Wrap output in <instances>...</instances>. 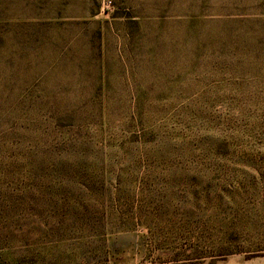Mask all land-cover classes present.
<instances>
[{
  "label": "rangeland",
  "instance_id": "rangeland-1",
  "mask_svg": "<svg viewBox=\"0 0 264 264\" xmlns=\"http://www.w3.org/2000/svg\"><path fill=\"white\" fill-rule=\"evenodd\" d=\"M6 173L0 264H264V0H0Z\"/></svg>",
  "mask_w": 264,
  "mask_h": 264
},
{
  "label": "trees",
  "instance_id": "trees-1",
  "mask_svg": "<svg viewBox=\"0 0 264 264\" xmlns=\"http://www.w3.org/2000/svg\"><path fill=\"white\" fill-rule=\"evenodd\" d=\"M49 165L51 167H54V170H62V171H69L70 167L71 168H74V169H78L76 166H79L81 165V162H77V163H68V162H62V161H54L52 163H49ZM39 167H41L43 169V171L45 172V174L49 177V169L48 167L45 165H38ZM43 166V167H42ZM90 168L88 165H87V169ZM4 171H6L4 169ZM33 173H29L28 176L29 178H33V182L32 183H39L37 180L34 179L33 177ZM16 176L15 174L14 175H8L7 173L0 176V179H2V182H5V181H8V180H11L12 177ZM35 176V175H34ZM47 177V178H48ZM49 179V178H48ZM52 180V179H51ZM17 181L19 182L20 179L17 177ZM42 181V180H41ZM45 183H49L48 181H46ZM75 183H78V182H75ZM83 183H86V182H83ZM93 183V182H92ZM217 247L221 249V246H225L227 244V239H226V234L225 232H223V235L219 238H217Z\"/></svg>",
  "mask_w": 264,
  "mask_h": 264
}]
</instances>
